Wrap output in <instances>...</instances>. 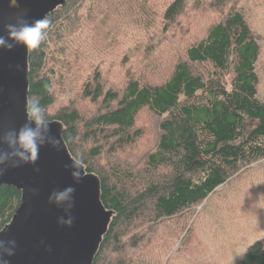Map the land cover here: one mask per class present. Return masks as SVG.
<instances>
[{
  "label": "trees",
  "instance_id": "trees-1",
  "mask_svg": "<svg viewBox=\"0 0 264 264\" xmlns=\"http://www.w3.org/2000/svg\"><path fill=\"white\" fill-rule=\"evenodd\" d=\"M243 1L67 0L46 17L45 40L29 50V97L48 123L63 125L71 155L99 177L102 203L114 212L93 264H162L164 248L179 242L182 250V234L191 236L200 205L264 160L258 73L264 43ZM206 13L218 19L161 82L129 68L122 75L126 44L142 37L150 54L169 43L174 28L183 31L182 18ZM164 64L142 69L158 72ZM143 113L157 120L159 135L137 165L124 156L146 136L138 125ZM21 199L22 191L0 187V232ZM257 232L242 237L241 256L228 264H264V235ZM251 233L259 237L246 242ZM140 248L151 257L158 248V255L139 259Z\"/></svg>",
  "mask_w": 264,
  "mask_h": 264
},
{
  "label": "water",
  "instance_id": "water-1",
  "mask_svg": "<svg viewBox=\"0 0 264 264\" xmlns=\"http://www.w3.org/2000/svg\"><path fill=\"white\" fill-rule=\"evenodd\" d=\"M14 1L17 8L10 6V0H0V34L13 45L0 53V68L7 65L14 74L9 82L0 83V187L22 191V199L17 213L0 232V258L6 264H93L114 215L102 203L99 177L75 163L59 122H49L47 129L41 127L35 163L21 160L11 143V134L28 123L21 99L29 97V50L9 41L3 25L7 20L14 24L16 14L18 26L21 21L45 18L67 0ZM25 67L26 90L22 80ZM56 125L61 126L68 155L54 139ZM30 126L36 128L34 122ZM86 174L97 179L98 197ZM68 188L74 191L58 201L56 194Z\"/></svg>",
  "mask_w": 264,
  "mask_h": 264
},
{
  "label": "rangeland",
  "instance_id": "rangeland-1",
  "mask_svg": "<svg viewBox=\"0 0 264 264\" xmlns=\"http://www.w3.org/2000/svg\"><path fill=\"white\" fill-rule=\"evenodd\" d=\"M243 7L248 12L249 24L259 40L264 43V0H244ZM199 17L194 14L188 19L182 18L180 26L183 31L179 33L176 30L177 27L174 28L169 34V43L155 51L152 49L154 52L150 54L145 52L148 40L142 37L126 44L125 47L130 48H125L124 55L127 54L130 58L127 64H123L121 67L122 75L129 68L138 74L145 73L147 79L154 84L161 82L169 66L177 58L182 57L181 54L183 55L182 52L185 48L204 37L206 27L218 19V15L215 13H206ZM130 24L132 21L127 20L126 25ZM161 30V27H157V35H160ZM174 54L177 56L175 57ZM160 60L165 61V64L160 65L158 72L155 67L142 69L146 64ZM258 73L260 98L264 100V47L258 64ZM156 122L157 120L152 115L145 113L140 115L138 125L144 127L146 136L136 146V149L128 150L125 153L126 161L137 165L142 163L143 155L154 147L159 135ZM252 167L251 170H243L241 173L248 172L240 175L232 183L221 187L200 205L191 222L193 226L191 236L187 238L186 234H182L181 239L184 243L182 250L178 251L181 246L179 242H175L173 247L164 248L161 251V254H165L162 264L233 263L241 256L243 251L241 239L245 234L254 232L260 227L262 232L257 233L264 235V160L256 162ZM242 191L243 194H241ZM204 210L206 213L203 212ZM171 224H174L173 221ZM171 232L172 228L166 231L167 235ZM254 235L255 233H251V236ZM257 237L259 236L247 238L246 242ZM130 250L132 251V249ZM145 251L140 248V252H136L139 259H143L144 255H147L141 254ZM157 255L158 248L154 250L153 257ZM147 256L149 262H152L153 257Z\"/></svg>",
  "mask_w": 264,
  "mask_h": 264
},
{
  "label": "clouds",
  "instance_id": "clouds-1",
  "mask_svg": "<svg viewBox=\"0 0 264 264\" xmlns=\"http://www.w3.org/2000/svg\"><path fill=\"white\" fill-rule=\"evenodd\" d=\"M50 27V21L45 17L41 19H36L34 22L21 21L19 26L13 24L5 25V29L8 33V39L13 40L16 44L23 46L27 50H32L38 48L41 43L45 40L47 36V30ZM12 44L7 42L4 36H0V49L7 48L11 49ZM44 108L36 101L35 97L26 98L25 104V114L28 118V123H26L18 133H12L13 139L11 143L15 145L18 149L17 155L24 162L35 161L39 157L40 152V130L41 127L44 129L48 128V121L44 116ZM34 122L36 128L33 129L30 124ZM59 143V141H57ZM3 159L0 158V163ZM79 167H83L82 161L75 162ZM2 174V173H0ZM80 175V173H76ZM74 189L68 188L63 192L56 194V199L58 201L65 200ZM71 223V221H69ZM0 264H6V262L0 258Z\"/></svg>",
  "mask_w": 264,
  "mask_h": 264
},
{
  "label": "bare ground",
  "instance_id": "bare-ground-1",
  "mask_svg": "<svg viewBox=\"0 0 264 264\" xmlns=\"http://www.w3.org/2000/svg\"><path fill=\"white\" fill-rule=\"evenodd\" d=\"M10 6L12 7H15L17 8V4L15 3L14 0H10ZM14 24L13 25H17L18 26V16L17 14L15 15L14 17ZM10 20H7L4 25H3V30H6L5 29V25H7L9 23ZM1 36V34H0ZM9 41H12L9 39ZM0 53H4V48L3 49H0ZM14 74L12 73V70L9 68V66L7 65H4L0 68V83H7L9 82V79H12V76ZM9 78V79H8ZM22 80H23V83H24V86H25V90H26V87H27V68L25 67L24 69V72H23V76H22ZM25 104H26V97H23L21 99V106L23 108V110L25 111ZM61 126H55L54 127V132H53V136H54V139L57 141H59L58 144H60V146L63 148V150L66 152V154L68 155V151H67V148H66V145L61 137V134H60V128ZM86 177H89L92 181H93V189H94V193L97 195L98 197V194H99V187H98V181L97 179H94L91 175H85Z\"/></svg>",
  "mask_w": 264,
  "mask_h": 264
}]
</instances>
